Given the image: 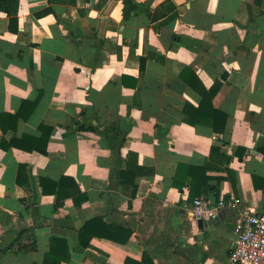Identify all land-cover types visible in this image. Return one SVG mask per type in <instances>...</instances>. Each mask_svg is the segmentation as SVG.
I'll use <instances>...</instances> for the list:
<instances>
[{"label": "crops", "instance_id": "0c3cea01", "mask_svg": "<svg viewBox=\"0 0 264 264\" xmlns=\"http://www.w3.org/2000/svg\"><path fill=\"white\" fill-rule=\"evenodd\" d=\"M135 2L19 0L17 32L0 12V264H231L243 211H264V0ZM198 81L225 134L184 121ZM181 165L225 178L203 228Z\"/></svg>", "mask_w": 264, "mask_h": 264}, {"label": "trees", "instance_id": "16d2710c", "mask_svg": "<svg viewBox=\"0 0 264 264\" xmlns=\"http://www.w3.org/2000/svg\"><path fill=\"white\" fill-rule=\"evenodd\" d=\"M122 1L125 5L124 16L125 18H129L132 11L133 12L136 11L137 3L135 2V0H122ZM18 9H19V0H0V12H5L10 17L9 28L13 32L18 31ZM192 86L201 95L202 101H201L200 106L196 109L193 106H186L184 121L193 126L197 124H207L214 130V132L225 134L228 115L222 111L217 110L215 107H213V103H212L213 98L215 97L219 89L218 83H216L215 86L209 89L208 91L199 81L192 83ZM51 133L52 131H50L46 136L45 146L44 148L40 149L42 152H46V144H47V141ZM12 146H15L17 148H25L18 142H13ZM240 150L244 151V149L238 148V151ZM220 151H221L220 148L214 145L212 147L211 155H213V157L214 156L221 157L223 164L228 163L230 158L222 154ZM239 156H240V159H242V154H239ZM134 159L135 158L131 156L129 160L130 165L134 161ZM209 168L210 167L196 169V168H191V167L181 165L179 166V169L174 179L173 185L182 190V187L184 186L180 182L182 175L184 173H187L186 171H189L190 169H192V172H188V173H191L190 176L192 177L191 181L189 182L190 200L194 201L195 198L200 197L201 193L204 191L205 188H209V185H208L209 181L216 180L217 185H219L223 180H225V178L223 177L208 176L207 173H208ZM214 169H220V168L214 167ZM224 170L228 173V177H226V179H229L232 181L235 191L237 192V189H236L237 179L234 177L235 175L233 174V172L230 171L228 167H226ZM130 171L131 169L129 168V170L124 171L120 174L121 183H123L125 178L128 177V175L130 174L129 173ZM202 174H203V177L200 179ZM255 185L258 187L256 183ZM84 200L85 198H81V200L77 201V204L80 205ZM86 225L87 226L84 227V230H82L83 231L82 232L83 235H81L82 239L84 237V233H86L92 227H95L97 224H96V221H90ZM103 227H105L103 229H106L108 232L98 234L99 237L101 236L103 238H107L109 240H112V241H115L121 244H126L132 236L131 231L123 229L121 227L111 226L107 224L106 225L104 224ZM94 233L95 232H93V234ZM93 234L89 236V238L87 239V242L83 243V245L87 246L89 244V240H91ZM127 263L133 264V261L127 260ZM143 263L150 264V261H147L145 257L143 259Z\"/></svg>", "mask_w": 264, "mask_h": 264}, {"label": "built area", "instance_id": "2783aa9c", "mask_svg": "<svg viewBox=\"0 0 264 264\" xmlns=\"http://www.w3.org/2000/svg\"><path fill=\"white\" fill-rule=\"evenodd\" d=\"M237 206V200L232 198L228 203ZM224 206L221 200L218 205L210 206L202 197L195 198L190 213L193 218L213 219L220 208ZM231 264H264V211H243L237 227V239L230 254Z\"/></svg>", "mask_w": 264, "mask_h": 264}, {"label": "water", "instance_id": "95a60500", "mask_svg": "<svg viewBox=\"0 0 264 264\" xmlns=\"http://www.w3.org/2000/svg\"><path fill=\"white\" fill-rule=\"evenodd\" d=\"M199 226L203 228L205 225H208L209 222H207L205 219H199L198 220Z\"/></svg>", "mask_w": 264, "mask_h": 264}]
</instances>
